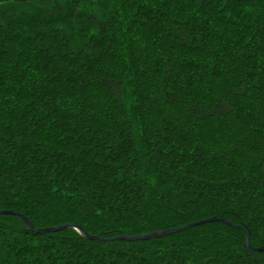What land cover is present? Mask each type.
Returning <instances> with one entry per match:
<instances>
[{"label":"trees","instance_id":"obj_1","mask_svg":"<svg viewBox=\"0 0 264 264\" xmlns=\"http://www.w3.org/2000/svg\"><path fill=\"white\" fill-rule=\"evenodd\" d=\"M5 3L0 212L264 247V0ZM244 242L0 216V264H264Z\"/></svg>","mask_w":264,"mask_h":264},{"label":"water","instance_id":"obj_2","mask_svg":"<svg viewBox=\"0 0 264 264\" xmlns=\"http://www.w3.org/2000/svg\"><path fill=\"white\" fill-rule=\"evenodd\" d=\"M0 216H13V217H17L20 221H22L27 228L29 229V231L31 232H35V233H40V234H55L67 229H73L76 230L78 232L81 233V238L84 241L87 242H111V241H121V242H128V243H135V242H143V241H148V240H157V239H161L164 237H168L180 232H183L185 230L191 229V228H195L198 226H202L205 224H212V223H219V224H223L229 228L232 229H236V230H241L242 232H244L245 234V242H244V248L250 252H254V253H258V254H264V247H260V248H252L249 245V239H250V232L249 230L244 227V226H236L234 224H232L229 220L227 219H223V218H209V219H205V220H201L195 223H191L189 225H186L184 227H180V228H176V229H170V230H166V231H159V232H152L149 234H145V235H137V236H133V237H129L126 235H120L118 237H115L113 239H106V238H101L99 236H89L88 234H86V232H84L80 227L77 226H73V225H60L57 227H52V228H46V229H34V227L32 226V224L26 219L24 218L22 215L16 213V212H12V211H1L0 212Z\"/></svg>","mask_w":264,"mask_h":264},{"label":"snow or ice","instance_id":"obj_3","mask_svg":"<svg viewBox=\"0 0 264 264\" xmlns=\"http://www.w3.org/2000/svg\"><path fill=\"white\" fill-rule=\"evenodd\" d=\"M17 2L23 3L24 0H17ZM5 6H6L5 0H0V14L3 13ZM238 94L240 96H243V91L241 90ZM171 102L176 103V101L174 100ZM235 103H236L235 97H232L231 99H229L228 97H222L217 100V106L225 112L229 111L231 107H234ZM199 119L201 120L204 119V116L200 115Z\"/></svg>","mask_w":264,"mask_h":264},{"label":"rangeland","instance_id":"obj_4","mask_svg":"<svg viewBox=\"0 0 264 264\" xmlns=\"http://www.w3.org/2000/svg\"><path fill=\"white\" fill-rule=\"evenodd\" d=\"M102 243H104V242H102Z\"/></svg>","mask_w":264,"mask_h":264}]
</instances>
